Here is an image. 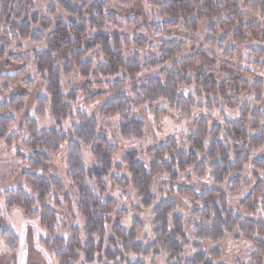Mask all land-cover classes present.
<instances>
[{
	"label": "clouds",
	"instance_id": "9594fccd",
	"mask_svg": "<svg viewBox=\"0 0 264 264\" xmlns=\"http://www.w3.org/2000/svg\"><path fill=\"white\" fill-rule=\"evenodd\" d=\"M0 264H264V0H0Z\"/></svg>",
	"mask_w": 264,
	"mask_h": 264
}]
</instances>
